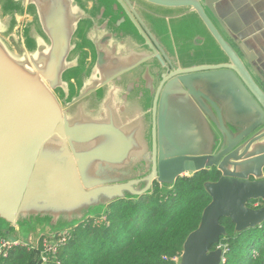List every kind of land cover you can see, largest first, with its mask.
Returning a JSON list of instances; mask_svg holds the SVG:
<instances>
[{"label":"water","instance_id":"obj_1","mask_svg":"<svg viewBox=\"0 0 264 264\" xmlns=\"http://www.w3.org/2000/svg\"><path fill=\"white\" fill-rule=\"evenodd\" d=\"M211 169L177 264L264 222V0H0L1 230L37 248Z\"/></svg>","mask_w":264,"mask_h":264},{"label":"trees","instance_id":"obj_2","mask_svg":"<svg viewBox=\"0 0 264 264\" xmlns=\"http://www.w3.org/2000/svg\"><path fill=\"white\" fill-rule=\"evenodd\" d=\"M219 176L215 169L200 171L178 178L169 191L155 183L152 195L117 201L100 221L90 218L69 230L44 262L35 251L17 246L0 255V264H177L186 236L211 200L203 183ZM220 223L227 232L220 238L222 264H264V222L241 232L234 231L228 218Z\"/></svg>","mask_w":264,"mask_h":264},{"label":"rangeland","instance_id":"obj_3","mask_svg":"<svg viewBox=\"0 0 264 264\" xmlns=\"http://www.w3.org/2000/svg\"><path fill=\"white\" fill-rule=\"evenodd\" d=\"M101 219H103V217H98L96 218V221H100ZM33 231H36V233H32L33 235H31L29 241L36 244L37 242L36 238H38V236L40 235L41 239L39 243H41V251L39 250L40 247L39 243L37 248L32 247L33 245L29 244L28 242L27 243L25 242L26 238H28L27 235H26L27 237L25 236L26 238L24 236L22 237L19 231L14 230L12 228L4 229V230L0 229V239L6 237L16 239L18 242H20V245L18 246H26L30 250L35 251V256L40 258L41 255L42 261L44 262L49 252L54 253L57 251L56 249L60 246V244H62V242L64 241L63 238L66 235L65 233L63 234V232L65 231H61L56 233L55 235H52V230L47 223L38 224L37 228H35Z\"/></svg>","mask_w":264,"mask_h":264},{"label":"built area","instance_id":"obj_4","mask_svg":"<svg viewBox=\"0 0 264 264\" xmlns=\"http://www.w3.org/2000/svg\"><path fill=\"white\" fill-rule=\"evenodd\" d=\"M67 232L68 231H65L63 232V234L65 233L66 235L64 236L63 240H65L66 236H67ZM20 245V242H18L16 239L14 238H9V237H6V238H1L0 239V255L2 256H6L7 253H8V250L13 248V247H16Z\"/></svg>","mask_w":264,"mask_h":264},{"label":"flooded vegetation","instance_id":"obj_5","mask_svg":"<svg viewBox=\"0 0 264 264\" xmlns=\"http://www.w3.org/2000/svg\"><path fill=\"white\" fill-rule=\"evenodd\" d=\"M246 204H247V206H249L251 208H258V207L262 206V201L259 199L258 200H250ZM219 245L223 246V244H221L220 241H219Z\"/></svg>","mask_w":264,"mask_h":264}]
</instances>
